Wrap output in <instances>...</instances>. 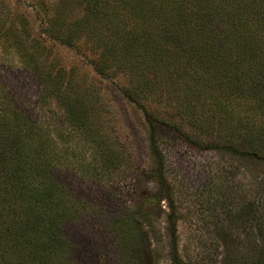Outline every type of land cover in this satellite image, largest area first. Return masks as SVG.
Here are the masks:
<instances>
[{
  "label": "rangeland",
  "instance_id": "rangeland-1",
  "mask_svg": "<svg viewBox=\"0 0 264 264\" xmlns=\"http://www.w3.org/2000/svg\"><path fill=\"white\" fill-rule=\"evenodd\" d=\"M263 23L264 0H0V264H264Z\"/></svg>",
  "mask_w": 264,
  "mask_h": 264
},
{
  "label": "trees",
  "instance_id": "trees-1",
  "mask_svg": "<svg viewBox=\"0 0 264 264\" xmlns=\"http://www.w3.org/2000/svg\"><path fill=\"white\" fill-rule=\"evenodd\" d=\"M186 12V10H185ZM228 22H231L232 23V20H229ZM217 26V25H216ZM259 27V30L257 32V34L259 35L258 36V39L261 40V38L264 37V23ZM261 29V30H260ZM264 40V39H263ZM256 42V41H255ZM244 43H246V49H250L253 45L250 41H244ZM38 70H40L38 67H36ZM38 73V76L42 79V75H40L39 71H37ZM42 81L44 82V79H42ZM53 93V92H52ZM73 115V110H68V116L69 117H72ZM155 124H158V122L155 121ZM182 136H186V134H181ZM158 138H157V135L155 132H153L150 136V148H151V152H152V155L158 160H160V163L164 161V158H163V155H162V151L160 150V147H159V144H158ZM161 165V168H159V189L158 191L153 195L155 198H157L158 200H168V201H171L173 200L172 199V194L170 192V188H169V185L167 183V180L164 178V175L162 173V164ZM32 177L29 175L28 176V180H30L29 182V190L31 191V195L33 193V201L35 202L36 201V207H35V210H41L42 211V214L39 215V216H44L45 212H44V208L45 206H48L49 205V200H50V194H49V190L46 188V187H39L38 188H34V187H31V179ZM34 179V178H33ZM143 199L145 197H142ZM256 206H257V203H256ZM142 207V206H141ZM140 207V208H141ZM139 208V210H141ZM45 209H49L48 207H46ZM136 212L138 211H133L132 215L136 216Z\"/></svg>",
  "mask_w": 264,
  "mask_h": 264
}]
</instances>
